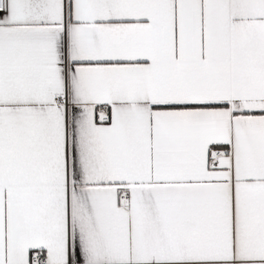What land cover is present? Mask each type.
Instances as JSON below:
<instances>
[{
	"label": "snow or ice",
	"instance_id": "snow-or-ice-1",
	"mask_svg": "<svg viewBox=\"0 0 264 264\" xmlns=\"http://www.w3.org/2000/svg\"><path fill=\"white\" fill-rule=\"evenodd\" d=\"M0 264H264V0H0Z\"/></svg>",
	"mask_w": 264,
	"mask_h": 264
}]
</instances>
